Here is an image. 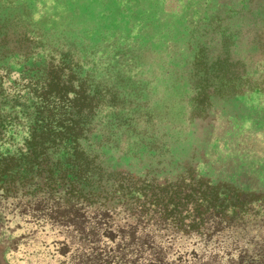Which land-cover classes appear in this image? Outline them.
<instances>
[{"label": "rangeland", "instance_id": "obj_1", "mask_svg": "<svg viewBox=\"0 0 264 264\" xmlns=\"http://www.w3.org/2000/svg\"><path fill=\"white\" fill-rule=\"evenodd\" d=\"M199 196L210 242L152 227ZM131 222L168 260L264 237V0H0V264H106Z\"/></svg>", "mask_w": 264, "mask_h": 264}, {"label": "trees", "instance_id": "obj_2", "mask_svg": "<svg viewBox=\"0 0 264 264\" xmlns=\"http://www.w3.org/2000/svg\"><path fill=\"white\" fill-rule=\"evenodd\" d=\"M197 193L198 192L195 193L192 190L181 193L176 189L168 197V201L173 202L172 209H177L179 208L180 201L187 199L195 201L192 199V195ZM212 195V192L208 193V196H211L213 199L214 197ZM80 198L81 197H78L76 200ZM198 200L199 203L193 206V219H191L188 224H182L179 213L178 215L167 216L171 211H168L166 206L159 211L158 215L154 214L149 219V221L153 222L152 227L159 226L161 229H164L162 231L166 232L168 230L167 227H171L173 231L169 230V232L176 233L164 234V237L165 240L172 244L178 240V237H176L178 233H195L199 235L198 237H201L200 241L210 242L225 229L224 225L226 221L220 216L217 217L212 215V213L208 214V210L210 209L209 206L205 208V211H202V202H200L202 198L199 196ZM67 207H69V212H67V214L61 211L57 216L61 218L59 219L63 226L68 225L72 227L75 232L80 234V240L82 242L86 243L87 241H93L94 244L98 243L100 239L98 233L101 226H104L109 236L113 237L112 233L116 228L110 222L111 216H109L108 213L103 211L97 212L93 218L95 220L94 224L90 225L88 220H84L83 216L80 215V207H78V205L72 204ZM170 218L172 219L169 221ZM133 224L132 222L126 223L123 224L121 228H117L118 233L115 235L120 234V240L115 244V248L118 249V251L113 254L112 257L106 259V264H221L223 260H225V264H264V237L257 241H253V239L249 240L243 243L244 245H242V248L239 247L240 240L232 242L236 246V250L234 249L236 254H233L231 251H227L221 256L218 253H211L208 258L206 257L205 259L203 255H198L195 251H192L189 255H180L175 260H168L167 255L163 251L162 244L157 241L154 233L143 230L138 232L137 228L133 227ZM216 242H218V240H216Z\"/></svg>", "mask_w": 264, "mask_h": 264}]
</instances>
